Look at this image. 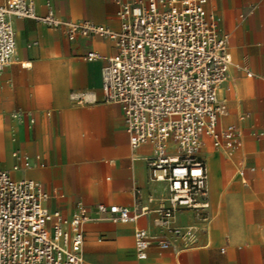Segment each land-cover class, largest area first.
<instances>
[{"label": "crops", "instance_id": "obj_1", "mask_svg": "<svg viewBox=\"0 0 264 264\" xmlns=\"http://www.w3.org/2000/svg\"><path fill=\"white\" fill-rule=\"evenodd\" d=\"M31 1L38 14L50 7L58 17L119 28L116 0ZM205 8L226 34L232 59L218 92L226 106L218 124L237 127L241 144L228 156L205 139L200 155L208 173L210 219L184 211L176 223L196 225L195 239L168 249L153 241L144 259L136 256L133 230L158 233L153 213L133 224L95 211L97 203L154 208L157 201L148 197L164 187L148 178L151 146L132 148L120 105L104 101L100 71L115 52L113 40L97 35L69 40L61 28L11 19L17 59L30 68L14 62L0 71V168L14 180L37 182L49 195L43 202L49 211L70 216L78 205L88 210L82 264H264V80L245 72L264 74V0H207ZM88 51L98 57L85 59ZM70 92L89 100L73 101Z\"/></svg>", "mask_w": 264, "mask_h": 264}, {"label": "built area", "instance_id": "obj_2", "mask_svg": "<svg viewBox=\"0 0 264 264\" xmlns=\"http://www.w3.org/2000/svg\"><path fill=\"white\" fill-rule=\"evenodd\" d=\"M206 1L116 0L117 30L90 19L58 17L50 7L38 14L31 0L0 2V71L14 62L30 68L28 62L17 59L13 17L61 28L69 40L95 35L113 40L115 52L105 57L100 71L104 101L120 105L132 148L151 146L146 159L148 178L164 187L157 197H148L157 201L154 208L97 203L95 211L112 222L133 224L153 213L152 225L158 233L139 226L133 230L138 259L146 258L153 241L160 249H168L195 239L196 225L176 223L184 211L210 219L208 173L200 155L205 139L228 156L241 144L237 127L218 124L226 109L218 92L232 59L227 36L216 16L206 10ZM97 57L95 51L84 55L88 60ZM245 72L264 80V74L246 68ZM69 97L80 103L89 100L81 92H70ZM29 164L24 157V165ZM48 196L34 180H14L7 169L0 168V264L83 263L88 210L78 205L70 216L49 211L43 204Z\"/></svg>", "mask_w": 264, "mask_h": 264}]
</instances>
